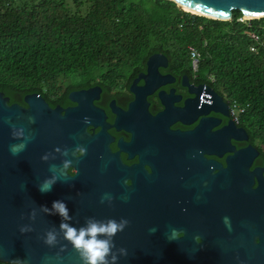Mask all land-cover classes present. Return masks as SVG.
Instances as JSON below:
<instances>
[{"label":"flooded vegetation","instance_id":"1","mask_svg":"<svg viewBox=\"0 0 264 264\" xmlns=\"http://www.w3.org/2000/svg\"><path fill=\"white\" fill-rule=\"evenodd\" d=\"M154 54L162 57L149 63ZM154 54L118 62L46 103L76 108L79 98L70 94L85 92L88 160L154 212L155 222L164 213L175 239L200 243L208 231L228 228L230 253L242 264H264V144L205 82L198 62Z\"/></svg>","mask_w":264,"mask_h":264},{"label":"trees","instance_id":"2","mask_svg":"<svg viewBox=\"0 0 264 264\" xmlns=\"http://www.w3.org/2000/svg\"><path fill=\"white\" fill-rule=\"evenodd\" d=\"M240 19L192 15L168 0H0V92L22 106L31 94L51 104L118 62L184 53L191 65L193 49L205 82L264 144V18Z\"/></svg>","mask_w":264,"mask_h":264},{"label":"water","instance_id":"3","mask_svg":"<svg viewBox=\"0 0 264 264\" xmlns=\"http://www.w3.org/2000/svg\"><path fill=\"white\" fill-rule=\"evenodd\" d=\"M168 1L180 10L179 5L213 20L230 21L234 11L240 12L242 18H264V0ZM160 57L154 54L148 62ZM73 96L79 98V105L63 110L50 108L38 94L26 95L25 106H22L10 103L0 92L1 263L82 264L78 253L60 233H57L56 245L44 243L45 233L52 228L58 231L61 220L58 215L40 211V206L50 209L53 201L61 200L72 217L69 223L76 228L83 226L88 218L129 222L113 238V251L120 248L126 251L123 256L117 252L116 264H242L239 257L230 253L228 228L217 235L208 231V237L200 243L187 237L175 239L164 213H157L155 222L154 212L141 209L133 196L122 194V184L117 179L107 178L101 163L88 160L86 144L89 139L82 123L85 92L70 94V98ZM215 98L222 102L220 96L215 94ZM18 129H23L22 137L13 136ZM21 144L24 147L13 154L11 146ZM78 147L85 152L75 157ZM55 148L67 149L68 155L61 156ZM45 154H48L47 161L41 159ZM66 159L71 161L76 171L74 175H68L62 168ZM53 175L57 181L51 190L39 191L41 182ZM33 209L36 217L31 220L29 214ZM23 226L31 227L32 231L21 233L19 229Z\"/></svg>","mask_w":264,"mask_h":264},{"label":"clouds","instance_id":"4","mask_svg":"<svg viewBox=\"0 0 264 264\" xmlns=\"http://www.w3.org/2000/svg\"><path fill=\"white\" fill-rule=\"evenodd\" d=\"M85 122H87V118H85ZM13 136L22 137L23 129L14 131ZM23 147V144L18 146L13 145L11 146V151L13 154H15ZM54 151L60 153L61 156L68 155L67 149L61 151L60 148H55ZM75 152L83 153L85 152V149L78 147ZM41 159L47 161L48 154H45L43 157H41ZM70 167L71 161L67 159L63 160L62 168L67 170ZM56 181L57 177L55 175L50 178H46L39 185V191H50ZM40 211L46 213L47 215H58L61 220L58 231L56 228H52L45 233L44 243L48 246L56 245L58 243L57 233H60L63 240H66L68 243H70L75 252L78 253L82 264H116L118 259L117 252L121 256L126 254V251L123 248L113 251L115 248L113 238L118 232L123 231L128 225L129 222L127 220L120 219L117 221L115 219H108L106 221H100L94 218H88L86 219L83 226L76 228L69 223V221L72 220V217L69 215L68 207L64 201H53L50 209L44 205H41ZM35 217L36 210L33 209L29 214V219L34 220ZM19 231L21 233H25L32 231V229L29 226H23L19 229ZM61 249L63 250V247H61ZM17 264H21V262H17Z\"/></svg>","mask_w":264,"mask_h":264},{"label":"built area","instance_id":"5","mask_svg":"<svg viewBox=\"0 0 264 264\" xmlns=\"http://www.w3.org/2000/svg\"><path fill=\"white\" fill-rule=\"evenodd\" d=\"M240 21H244V20L240 19ZM252 37H254V39H256V40L258 39L254 35H252ZM190 58H191L192 63L195 65L198 62L199 54L195 50L191 49L190 50ZM231 110L234 113V117L236 119H238V116H239V114L241 112V110L239 109L238 105L235 104V103L231 104Z\"/></svg>","mask_w":264,"mask_h":264},{"label":"bare ground","instance_id":"6","mask_svg":"<svg viewBox=\"0 0 264 264\" xmlns=\"http://www.w3.org/2000/svg\"><path fill=\"white\" fill-rule=\"evenodd\" d=\"M179 7L182 9V10H184L185 12H189V13H191V14H193V15H197V16H205V17H207V18H212V17H209V16H206V15H203V14H200V13H197V12H194V11H191V10H188L187 8H185L184 6H181V5H179ZM252 17H244L243 19L245 20H247V19H251Z\"/></svg>","mask_w":264,"mask_h":264},{"label":"rangeland","instance_id":"7","mask_svg":"<svg viewBox=\"0 0 264 264\" xmlns=\"http://www.w3.org/2000/svg\"><path fill=\"white\" fill-rule=\"evenodd\" d=\"M242 20H244V19L242 18ZM250 20H251V19H247V20L245 19L244 21H250Z\"/></svg>","mask_w":264,"mask_h":264}]
</instances>
